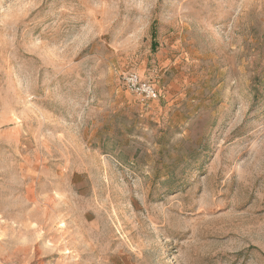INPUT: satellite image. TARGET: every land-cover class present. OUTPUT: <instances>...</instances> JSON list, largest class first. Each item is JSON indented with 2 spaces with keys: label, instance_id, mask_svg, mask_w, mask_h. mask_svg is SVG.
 <instances>
[{
  "label": "rangeland",
  "instance_id": "rangeland-1",
  "mask_svg": "<svg viewBox=\"0 0 264 264\" xmlns=\"http://www.w3.org/2000/svg\"><path fill=\"white\" fill-rule=\"evenodd\" d=\"M0 264H264V0H0Z\"/></svg>",
  "mask_w": 264,
  "mask_h": 264
},
{
  "label": "built area",
  "instance_id": "built-area-1",
  "mask_svg": "<svg viewBox=\"0 0 264 264\" xmlns=\"http://www.w3.org/2000/svg\"><path fill=\"white\" fill-rule=\"evenodd\" d=\"M124 79L127 86L131 90L139 93L146 99H153L157 97V91L152 86V84L147 80L140 79V77L137 74L127 73L124 76Z\"/></svg>",
  "mask_w": 264,
  "mask_h": 264
}]
</instances>
